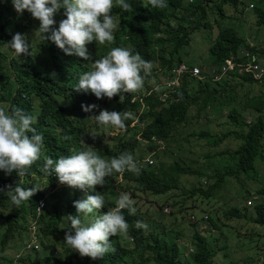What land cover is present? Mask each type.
Listing matches in <instances>:
<instances>
[{
  "label": "trees",
  "instance_id": "trees-1",
  "mask_svg": "<svg viewBox=\"0 0 264 264\" xmlns=\"http://www.w3.org/2000/svg\"><path fill=\"white\" fill-rule=\"evenodd\" d=\"M183 1L168 0L164 9L145 6V0H129L132 7L127 12L114 7L113 14L120 23L114 31L113 43H87L90 56L84 60L75 55H66L53 42L43 40L40 35L31 44V55L22 53L16 57L7 47L6 41L11 39V29L14 28H17L16 32L26 34V40L30 41L28 32L32 22L27 19L30 13L22 10L17 14L10 0H0V103H6L10 109L19 107L28 113L38 110L33 127L42 133L47 153L63 151L67 155L73 149L90 144L105 158L117 156L122 151L132 152L142 158L146 151L156 148L151 137L168 144L167 141L179 133L180 125H189L193 117H200L205 112L220 118L223 107L229 106L223 121L217 123L215 119L212 122L206 116L207 127L187 134L186 141L191 148L189 156L172 157V163L164 167V157L159 154L166 149H159L154 155V164L140 165L138 162V174L127 170L114 172L105 177V184L95 185V190L105 196L106 203L102 207L106 209L114 205L116 190L127 192L134 200L142 198L145 202L155 203V221L148 223L146 229L135 227L137 220L143 221L138 209L134 215L124 211L129 225L127 234L133 239L132 247L126 248L121 244V247H113V251L97 258L81 256L76 250H71L63 241L64 233L68 230L63 216L75 213L73 201L83 199L84 194L78 188L67 186L62 191L60 189L51 193L50 198L61 194L62 200L48 201L39 219L41 234L52 239L48 244L50 246L43 244V247L46 249L60 245L59 253L54 256L35 254L27 258V264H211L216 250L206 242L205 234L195 230L197 221L188 219L190 214L187 217L193 234L188 241L192 252L186 255L174 240L182 239L186 222L177 224L173 220L183 216L187 204L195 208L198 203L209 202L211 206L213 199L224 200L220 196L229 184L235 185V189H232L235 198L232 203L224 205V218L254 223L264 230V176L261 173L264 168V77L261 81H255L248 74L233 70L223 79L212 81L207 74L208 67H219L229 57H233L236 63L244 62L245 59L239 53L242 48L260 53L259 56L264 55V48L254 44L251 46L248 38L233 25L218 24L217 35L206 52L198 53L200 61L187 63L188 66L195 64L200 67L203 75L200 79L185 74L175 90L167 91L160 83H156L155 87L149 85L148 91L140 89L124 93L122 100L118 94L110 99H98L90 91L85 93L73 88L79 74L88 70L92 61L104 55L109 47L115 46H129L152 63L151 73L145 77L143 87L151 80L160 79L154 64H158L162 73H166L171 66L182 61L181 47L188 43L196 25H210L206 20L207 10L219 13L222 18L241 22L249 19L258 29L264 28V0H192L188 4ZM210 2L213 5L210 6ZM224 8L227 14L223 13ZM62 13L63 9L54 15L57 23L64 18ZM204 19L206 22L202 24ZM164 92L167 95L162 102L160 98ZM136 95L138 98L131 102V98ZM81 104H96L98 107L86 112L81 109ZM107 105L112 106L111 110L132 113V117L125 121L123 131L119 129L111 135L112 145L103 141L102 136L113 128L98 126L90 117ZM139 109L142 110L135 117ZM242 112L250 117L246 119ZM91 130L98 133L91 134ZM128 131L134 132V135L124 134ZM145 140L149 143L143 147ZM196 148L201 152L196 154ZM214 158L215 161H212ZM42 165L43 160L40 158L23 177H17L15 170L9 175L0 171V187L14 186L15 183L24 187L39 185L31 182L29 173L32 174V181L41 178L44 174ZM208 170L211 172L208 173ZM116 177L120 178L121 183ZM49 186L53 187L51 176ZM45 191L38 189L19 206L9 205L7 197L0 194V230H4V236L0 237V264L12 262L2 254L8 238L13 235L10 231L23 227L21 224L22 220L24 223L26 221L25 213L33 209L36 200ZM61 201L63 204H60ZM164 204L170 208L168 213L162 211ZM215 213L218 216V210ZM167 219L171 220L169 226L164 225ZM207 221L217 227L213 215L207 216ZM246 235L241 236L244 246L239 248L253 246V252L260 253L256 264H264V234L252 230ZM115 236L109 237L112 245L116 241L121 243L124 235H117L118 238L113 241ZM230 254V251H226L224 255ZM80 257H83L82 261Z\"/></svg>",
  "mask_w": 264,
  "mask_h": 264
},
{
  "label": "clouds",
  "instance_id": "clouds-1",
  "mask_svg": "<svg viewBox=\"0 0 264 264\" xmlns=\"http://www.w3.org/2000/svg\"><path fill=\"white\" fill-rule=\"evenodd\" d=\"M10 3L17 14H20L22 10H27L33 18L39 21L38 28L35 30H38L43 40L53 42L66 55H75L84 60H88L90 56L86 48L87 43L92 41H95L96 45H111L113 43L114 31L120 23L117 16L113 14V8L118 7L121 12H127L132 7L129 0H10ZM183 3H192V0H184ZM167 4L168 0H147L145 6L164 9L167 7ZM209 4L211 6L213 2ZM61 9H63L62 15L64 18L60 19L57 23L54 15ZM224 10L223 13L227 14L226 8ZM178 11H181V9H178ZM207 11L208 16L206 20L210 22V25H207V27L196 25L197 28L203 27L208 33L209 39L208 46H205L206 50L217 35L218 24L226 26L233 25L237 28V24L234 25L232 19L226 18V22L219 13L214 14L213 12H209V10ZM206 20L201 21L202 24ZM237 21L238 23H243L239 20ZM53 25L57 26L52 27ZM256 30L247 32L245 28L244 32L252 33ZM194 33L195 31L193 29L190 34V40L181 48H184L188 44L197 46L191 40ZM245 36L248 38L251 46L254 44L259 47L251 39L250 34ZM6 45L16 57L22 53L27 55H31L32 53L31 44L26 40V34L21 32L13 33L11 39L6 41ZM182 51L184 58L188 54V50L184 51L182 49ZM239 53L245 59L244 62L236 63L233 57H229L219 67H208L207 74L210 79L212 81L221 80L229 71L234 70L239 74H248L255 81H261L264 77V55H262L261 59V55L259 56L260 53L247 51L244 48L240 49ZM227 61H229V64ZM180 64H183L185 69L177 76L172 72V69L177 68ZM194 67L198 68L197 74H192V68ZM156 69L160 76L158 83L167 91L178 88L185 74L196 79L203 77L198 65L188 66L187 62L183 59L181 62L171 66L166 73H162L158 64H156ZM151 70L152 63L145 60L140 53L135 52L131 47H109L104 55L92 61L88 70L79 74L73 88L78 91H84L85 93L90 91L98 99L101 97L110 99L116 94L121 99L124 93H131L140 89L144 91L150 90L149 83L146 84V88L143 85L145 77L150 75ZM174 77L177 79V84L167 86V80ZM166 95L167 92H164L161 96L160 99L162 102L165 101ZM136 98H138L137 95L132 97L131 102L135 101ZM97 107L98 105L96 104H81V109L86 112H90ZM225 107H223L221 112V116L224 114V117L225 112L229 109V106H227V110H225ZM111 109L112 106L107 105L105 109H100L98 114L90 116L98 126H111L113 128L108 130L106 134H109L110 131L114 134L119 129L123 131L125 121L132 117V113L129 111H116ZM141 110L139 109L135 112V117H137ZM242 114L246 119L250 117L246 112H242ZM37 115L38 110L35 113H28L19 107L10 109L6 103H0V171H3L5 175H9L15 170L17 177H23L29 167L41 158L43 160L42 171L44 172L41 178L35 181H32V174L31 172L29 173L31 182L39 183V185L33 184L31 187H24L19 183H15L14 186L4 185L0 187V194L7 197L10 202H8L9 205L19 206L22 202L29 200L38 189L46 190L43 196H40L36 200L33 209L25 213L26 221L24 223V220H22L21 224L23 227H20V229L13 228L10 231V233L13 232V235L6 242L7 244L11 241L9 247H7L10 254L5 252L6 244L2 254L12 260L10 264H27V258L35 254L40 256L45 254L54 256L59 253L60 249L57 245L46 249L43 247V244L50 246L48 244L52 242V239L41 234L39 219L48 201L52 199L53 201L58 199L62 200L60 197L61 194H59L61 192L57 193L59 195L50 198L51 193L60 189L62 191L67 186L78 188L84 194L83 199L73 201L75 213L63 216L64 222L67 224L66 228L68 229L64 233L63 241L71 250H76L81 256L86 255L90 258H97L113 251V247H121V244L126 248L132 247L133 239L127 234L129 225L125 219L124 211L126 210L128 215H134L136 213L138 208L135 207L134 200L127 192L116 190V193L113 195V199H115L114 205L109 206L107 209L103 208L102 206H105L106 203L105 196L95 190V185L105 184V177L111 176L114 172L119 173L127 170L138 174L140 171L139 164H154L155 153L159 149L164 150V146L167 144L163 140H156V138L151 137L155 141L156 148L146 151L142 158H139L129 151H122L117 156L105 158L98 154L95 147L86 143L88 146L73 149L67 155L63 151L57 154L47 153L42 133L33 127L36 123ZM148 143L145 140L142 145L145 146ZM44 154L47 156H44ZM50 176L53 183L52 188L49 186ZM116 178L121 183L120 178ZM39 200L44 201V206L38 210ZM60 204H63V202L61 201ZM162 211L163 213H168L170 210L165 204L162 207ZM207 216L206 214H202L199 218H195L194 215H190L188 219L197 221V224L205 223L208 222ZM153 221H155V217H143V221H136L135 227L146 229L148 227L147 224ZM32 226L35 227L37 248L33 247L34 242L31 236ZM21 230L26 231V241L20 244L18 240L21 237ZM195 230L201 234H205L207 236L206 242L211 244L208 235L215 232L214 226H211V224H206L205 226L198 225ZM192 234L193 230H191L188 241L192 237ZM111 235L124 236L121 243L120 241H116L112 245L113 242L109 240ZM3 236L4 230H0V237ZM116 236L113 237V241L118 238ZM174 240L179 243L183 253L187 255L189 252H192L190 242L183 241L181 238ZM16 243L19 244L18 248L14 247ZM117 243L120 244L116 245ZM82 260L83 257H80V261ZM148 264H151V262Z\"/></svg>",
  "mask_w": 264,
  "mask_h": 264
},
{
  "label": "rangeland",
  "instance_id": "rangeland-1",
  "mask_svg": "<svg viewBox=\"0 0 264 264\" xmlns=\"http://www.w3.org/2000/svg\"><path fill=\"white\" fill-rule=\"evenodd\" d=\"M254 2H257V0H255ZM27 19H29L32 22V25L30 26V32H28V36L30 38V41H29L30 44L33 45V41H37V38L40 35L38 30H35L38 28L39 21L33 18L31 14L28 15ZM54 19L57 21V18H54ZM224 20L227 22L226 18H224ZM232 22L234 23V25L237 24L236 26L241 33H244L245 35L250 34L251 39L252 40L254 39L253 41L256 42V44H258L259 48L261 49L264 48V28H260L259 30L258 29L256 30V26L249 19H247L243 23H238L237 20L232 19ZM20 23L22 22L20 21ZM245 28L247 32L254 31V30L256 31L252 33H247V32H244ZM16 29L17 28H14V30L11 29V31L13 33H16L15 31ZM194 31L195 33L192 36L191 40H192V43L197 44V46L188 44L184 46V48H182L184 51L188 50V54L183 58V60L186 61L187 63L200 61V57L198 53L206 52L205 46H208L209 38H208V33L206 32V30L203 27H200V28L195 27ZM202 33H203V37H202ZM260 58L262 59V55L260 56ZM154 67L156 68V64H154ZM159 81L160 79L155 80V81L151 80L149 84L155 87V84L158 83ZM144 87L146 88L147 85H145ZM227 109L228 107L226 106L225 110ZM206 116L212 119V122H214V120L217 119V123H220L221 121L225 119L224 114L222 117L216 118L213 115H207V112H205V113H202L200 117H193L189 125L188 124L180 125L179 132L181 133H179L176 136V138L175 136H173L169 141H167L169 143L164 146L166 150L159 154L160 157H164L163 159L164 167L172 163V160H171L172 157L189 156L191 148L189 146V143L186 141L187 134L193 131L197 132L200 128L207 127ZM215 128H218V126H215ZM93 133L96 134L98 132L93 131ZM124 134L128 136H132L134 135V132L128 131V132H125ZM111 135H112V131H110L109 134H103L102 136L103 141H105L108 145H112L113 143V139ZM194 152L198 154L201 152V150L199 148H196ZM215 159L216 158H214L212 161H215ZM153 162L155 163L156 160L154 159ZM158 166L160 165L158 164ZM209 172H211V170H208V173ZM261 173L264 176V168L261 171ZM188 179L190 178L188 177ZM233 188L235 189V185L234 187L230 184L226 185V187L222 190V195L220 196V198H225V199L224 200H217V199L214 200L213 199L211 201V206L209 202L207 203L203 202L200 204L198 203V206H196L195 208H191L190 205L187 204L188 206L183 216L181 218L174 219L173 222H176L177 224L186 222L183 227L184 235H182V239L183 241L184 240L188 241V238L191 235V228L187 223V220H188L187 217L189 216V214L191 216L194 215L195 218H199L202 214H206L208 216L213 215V219L216 221L215 223L217 227H215V232L208 235V239L211 241L212 246L216 250L215 255L213 256L212 264H256L257 262H259L260 253L258 252V254H256V252H253L254 251L253 246L248 249L246 247H243L242 249L239 248V246H244L243 237L241 236L250 234L252 230H254L255 232L260 231L264 234V230L260 228V226H257L254 223H248L243 220H238L235 218L226 219L223 216V212L226 209L224 205L232 203L233 199L235 198V194L233 193V190H232ZM134 205L135 207L138 208V210L141 213H143L144 218L153 217L156 211L154 202H145L142 198H136V200H134ZM216 210H218L219 212L218 216L215 213ZM169 224H171V220H168V219L164 220L165 226H169ZM206 224L209 225L210 223L209 222L198 223V225H201V226H205ZM236 237H240V238H236ZM18 241L20 244L23 241H26V231L25 230H21V237ZM10 243L11 241H9L6 244L5 252L7 254H10L9 251L7 250V247H9ZM57 246H60V245H57ZM14 247L18 248L19 244L18 243L14 244ZM217 248L219 249L217 250ZM226 251H230L231 254L228 256L224 255ZM229 256H231V259H229ZM248 256H252V257H248Z\"/></svg>",
  "mask_w": 264,
  "mask_h": 264
},
{
  "label": "built area",
  "instance_id": "built-area-1",
  "mask_svg": "<svg viewBox=\"0 0 264 264\" xmlns=\"http://www.w3.org/2000/svg\"><path fill=\"white\" fill-rule=\"evenodd\" d=\"M227 63L229 64V61H227ZM256 67V66H255ZM185 69V66L183 65V64H180L177 68H174V69H172V72L175 74V75H179L183 70ZM260 71H262V70H260ZM198 73V68H196V67H194V68H192V74H197ZM175 84H177V79H176V77H174V78H172V79H168L167 80V83H166V85L167 86H174ZM44 206V201L43 200H39L38 201V206H37V208H38V210L41 208V207H43ZM34 226H32L31 227V229H32V231H31V236H32V241L34 242L33 243V247L34 248H37L38 247V245H37V243H36V240H37V236H36V234H35V230H34Z\"/></svg>",
  "mask_w": 264,
  "mask_h": 264
}]
</instances>
